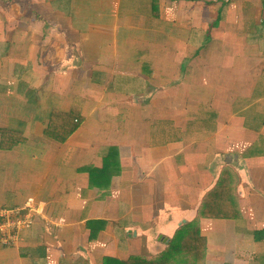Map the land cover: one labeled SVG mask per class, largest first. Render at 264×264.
<instances>
[{"label": "crops", "instance_id": "obj_1", "mask_svg": "<svg viewBox=\"0 0 264 264\" xmlns=\"http://www.w3.org/2000/svg\"><path fill=\"white\" fill-rule=\"evenodd\" d=\"M142 1L0 0V44L13 47L0 54V130L28 141L0 149V208L46 204L0 264L151 261L189 223L206 238L205 264H264V126L251 107L250 128L234 112L264 76V0H227L220 16L158 0L160 28L133 13ZM78 98L86 120L67 141L40 136L50 101L69 114ZM201 105L218 112L212 135L150 146L154 122L184 132Z\"/></svg>", "mask_w": 264, "mask_h": 264}, {"label": "trees", "instance_id": "obj_2", "mask_svg": "<svg viewBox=\"0 0 264 264\" xmlns=\"http://www.w3.org/2000/svg\"><path fill=\"white\" fill-rule=\"evenodd\" d=\"M142 2L139 7L132 9L133 13L144 16L147 28L154 26L153 21L158 19L159 24L157 27L160 28L162 22L160 20L158 0H143ZM122 4L125 5V0ZM122 8L120 7V10ZM245 18L246 25H248V33L252 34L255 27L254 12L246 8ZM244 103L249 105V109H245L244 113H242L241 109L243 108ZM82 105H84V102L79 98L76 99L73 102L71 112L69 114H65L61 111V106L54 104V100L52 99L50 101L51 107L49 118L41 128L40 136L55 144H62L66 142L67 139L77 130L80 124L86 120V115H84V108L82 110ZM250 107L252 108V111H257L261 116L263 125L258 127V129H261L264 126V76L259 79L252 98H239L234 106V112L246 119L247 126L249 128L253 127L249 124L247 117V113L251 111ZM217 115L218 112L213 111L208 105L199 106L195 112H190L188 114V126L187 130L184 132L179 128H176L172 121H156L152 125L150 131V146L152 148H160L175 142H191L208 138L213 134L214 127L216 126H214L208 133H206V131L212 125H215ZM263 141L264 138L260 137L259 142L261 143ZM25 143H28V141L24 137L23 133L12 130H0V149L11 150L16 146ZM71 154L72 153L69 152L65 156V164L69 162ZM209 199L210 197L205 198V205ZM204 208L205 207L202 208V213ZM206 210L207 209H205V211ZM203 215L208 218L214 216L209 213H204ZM229 216L231 215L229 214ZM256 240L258 250L257 254L264 258V232H259ZM206 250L207 241L206 238L201 236L197 223H189L183 226L174 238L169 239L167 249L154 260L144 261L142 259L132 258L126 261H120L108 258L105 260L104 264H205Z\"/></svg>", "mask_w": 264, "mask_h": 264}, {"label": "built area", "instance_id": "obj_3", "mask_svg": "<svg viewBox=\"0 0 264 264\" xmlns=\"http://www.w3.org/2000/svg\"><path fill=\"white\" fill-rule=\"evenodd\" d=\"M46 204L33 199L22 208H0V249L11 248L38 219L46 220Z\"/></svg>", "mask_w": 264, "mask_h": 264}, {"label": "rangeland", "instance_id": "obj_4", "mask_svg": "<svg viewBox=\"0 0 264 264\" xmlns=\"http://www.w3.org/2000/svg\"><path fill=\"white\" fill-rule=\"evenodd\" d=\"M186 1H188L189 3L190 2H192V3H194V0H186ZM199 2H202L204 5H209L210 3L211 4H214L215 6H216V9H215V11L218 13V15L220 16L222 13H224L225 12V9L226 8H224L225 7V5H226V3H227V0H197L196 1V3L195 4H197V3H199ZM244 5V4H243ZM245 5H247V4H245ZM205 16V15H204ZM227 17H228V15H227ZM220 21H222V19L221 18H219L218 19V21H211V22H207L206 24H202L201 22V25H200V23H198L197 25H198V28L195 30L196 31V33L198 32V33H200L201 35H203V36H206V38L209 36V34L210 33H212L213 32V30H215L217 27H219V24L221 23ZM203 27H206V30H203L202 28ZM209 27H211L212 28V30L211 31H209ZM252 32H254V37L253 38H259L260 37V35H259V33H257L258 31H257V28H255L254 27V29H253V31ZM211 37H212V35H211ZM210 37V38H211ZM181 44H178L177 45V47H176V49L177 50H180V49H183L184 50V47L183 46H180ZM186 46V45H185ZM13 47L11 46V45H2V44H0V54H1V51H5V52H3V53H5V55L8 53V52H10L11 51V49H12ZM229 48V47H228ZM230 49V48H229ZM4 55V57H6ZM177 56H181V55H179V54H176Z\"/></svg>", "mask_w": 264, "mask_h": 264}]
</instances>
